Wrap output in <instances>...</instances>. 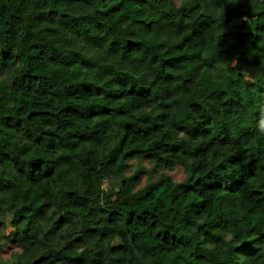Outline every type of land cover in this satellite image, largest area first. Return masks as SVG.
<instances>
[{"label": "trees", "instance_id": "16d2710c", "mask_svg": "<svg viewBox=\"0 0 264 264\" xmlns=\"http://www.w3.org/2000/svg\"><path fill=\"white\" fill-rule=\"evenodd\" d=\"M0 264H264V0H0Z\"/></svg>", "mask_w": 264, "mask_h": 264}, {"label": "rangeland", "instance_id": "374dc122", "mask_svg": "<svg viewBox=\"0 0 264 264\" xmlns=\"http://www.w3.org/2000/svg\"><path fill=\"white\" fill-rule=\"evenodd\" d=\"M175 1H177V0H175ZM130 164H131L130 171L133 170L135 167H137L139 165L141 167H144L146 170H150V168L152 166L150 164V162L148 160H146V159L145 160H141L139 162L135 161V160H132V161H130ZM161 172H163V173H165L167 175H170L176 181H179L183 177V172H182L180 167H173L171 170H162V171L158 170L157 171V173H161ZM149 176L150 177H154L155 176V172H150V175L148 173H146V172L144 174H142L140 184L144 183L146 181V179L149 178ZM16 250H17V248H15V247H12V246L9 247V245H5L4 247H2L1 256L4 257V258H7L11 251H16Z\"/></svg>", "mask_w": 264, "mask_h": 264}]
</instances>
